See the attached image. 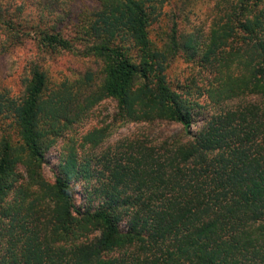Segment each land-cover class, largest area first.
I'll use <instances>...</instances> for the list:
<instances>
[{"label":"trees","instance_id":"trees-1","mask_svg":"<svg viewBox=\"0 0 264 264\" xmlns=\"http://www.w3.org/2000/svg\"><path fill=\"white\" fill-rule=\"evenodd\" d=\"M151 2L102 0L72 40L23 28L38 30L39 52L78 41L103 77L85 94L90 73L44 94L35 65L21 98L0 91V264H264V0L217 2L199 52L201 68L215 72L182 91L165 74L178 48L176 24L169 46L157 48ZM8 28L14 40L27 35ZM192 41L184 36L190 58ZM230 52L245 72H219ZM102 99L115 104L113 122L175 129L123 138L81 159L68 152L47 182L50 145ZM106 136L92 130L81 146L95 149Z\"/></svg>","mask_w":264,"mask_h":264},{"label":"rangeland","instance_id":"rangeland-1","mask_svg":"<svg viewBox=\"0 0 264 264\" xmlns=\"http://www.w3.org/2000/svg\"><path fill=\"white\" fill-rule=\"evenodd\" d=\"M102 0H0V91L7 96L19 99L31 80V67L37 66L43 72L46 80L47 94L63 83L70 86L79 84V79L85 73H90L92 82L81 86L82 94L97 89L101 84L102 73L99 60L85 56L81 52L83 46L77 41L73 49L58 52H39L38 30L54 29L63 38L73 39L80 30L88 24L90 15L96 11ZM219 0H152L156 8L149 26V38L160 49L167 48L170 41V29L176 24L178 48L166 66L165 74L171 86L176 91H182L184 86L191 85L195 80L201 85L204 72H215L213 68H201L200 53L207 43L209 27L216 19L215 5ZM150 4V3H148ZM11 22V23H10ZM17 26L27 35L12 39V30L8 24ZM36 27L38 30H25L26 27ZM15 32V31H14ZM184 36H191L194 46L192 51L183 47ZM71 39V40H72ZM16 41L20 44L10 46ZM238 47V46H236ZM78 50L77 52H75ZM226 51H228L226 49ZM225 64L219 72H231L235 75L242 70L239 56L234 53L224 54ZM193 79V80H192ZM83 87V88H82ZM209 106V105H208ZM115 104L109 99H102L91 107L78 121L56 138L47 150L45 157L47 165L42 167L43 178L51 183L50 168L57 165L68 152H73L76 159L90 154L98 155L123 138H138L141 140L167 136L173 133L174 126L156 124L148 127L141 124H118L112 121ZM3 128H5V123ZM106 129V138L95 149L87 145L81 146V136L92 130ZM6 129V128H5ZM11 130V129H7ZM12 141L17 142L15 132H8ZM112 151V150H111ZM22 172L21 167L18 168ZM73 195L81 202L82 189L80 182L73 186Z\"/></svg>","mask_w":264,"mask_h":264}]
</instances>
